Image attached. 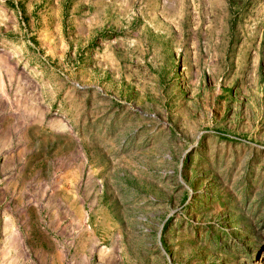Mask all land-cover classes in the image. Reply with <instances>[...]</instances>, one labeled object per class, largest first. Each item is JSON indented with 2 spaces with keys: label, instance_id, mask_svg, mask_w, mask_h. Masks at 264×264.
<instances>
[{
  "label": "rangeland",
  "instance_id": "374dc122",
  "mask_svg": "<svg viewBox=\"0 0 264 264\" xmlns=\"http://www.w3.org/2000/svg\"><path fill=\"white\" fill-rule=\"evenodd\" d=\"M0 264H264V0H0Z\"/></svg>",
  "mask_w": 264,
  "mask_h": 264
}]
</instances>
